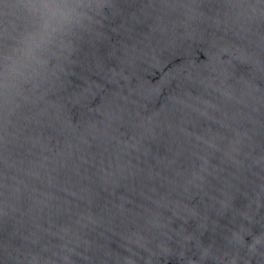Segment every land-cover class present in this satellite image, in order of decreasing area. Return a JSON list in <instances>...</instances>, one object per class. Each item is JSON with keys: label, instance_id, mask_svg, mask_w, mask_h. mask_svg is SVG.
<instances>
[{"label": "water", "instance_id": "obj_1", "mask_svg": "<svg viewBox=\"0 0 264 264\" xmlns=\"http://www.w3.org/2000/svg\"><path fill=\"white\" fill-rule=\"evenodd\" d=\"M0 0V264H264V0H90L38 53Z\"/></svg>", "mask_w": 264, "mask_h": 264}, {"label": "clouds", "instance_id": "obj_2", "mask_svg": "<svg viewBox=\"0 0 264 264\" xmlns=\"http://www.w3.org/2000/svg\"><path fill=\"white\" fill-rule=\"evenodd\" d=\"M93 7L90 0H21L17 8L35 29L26 37L28 50L38 53L51 45L61 34L82 24Z\"/></svg>", "mask_w": 264, "mask_h": 264}]
</instances>
